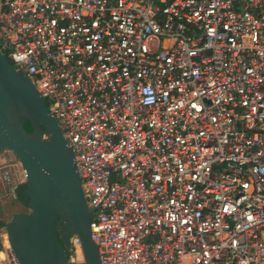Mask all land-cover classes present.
<instances>
[{
  "label": "built area",
  "instance_id": "obj_1",
  "mask_svg": "<svg viewBox=\"0 0 264 264\" xmlns=\"http://www.w3.org/2000/svg\"><path fill=\"white\" fill-rule=\"evenodd\" d=\"M0 52L74 153L101 264H264V0H0ZM26 181L4 149L0 201Z\"/></svg>",
  "mask_w": 264,
  "mask_h": 264
},
{
  "label": "water",
  "instance_id": "obj_2",
  "mask_svg": "<svg viewBox=\"0 0 264 264\" xmlns=\"http://www.w3.org/2000/svg\"><path fill=\"white\" fill-rule=\"evenodd\" d=\"M4 149L13 151L27 172L26 195L19 201L28 212H16L5 223L19 264H69L72 236L84 264H101L74 153L31 79L0 52V153Z\"/></svg>",
  "mask_w": 264,
  "mask_h": 264
},
{
  "label": "rangeland",
  "instance_id": "obj_3",
  "mask_svg": "<svg viewBox=\"0 0 264 264\" xmlns=\"http://www.w3.org/2000/svg\"><path fill=\"white\" fill-rule=\"evenodd\" d=\"M5 155L8 156V153H5ZM16 212H28V208L23 206L20 201L5 196L0 201V219L7 223ZM70 240L71 246L68 248L70 252L69 264H84L76 236H72Z\"/></svg>",
  "mask_w": 264,
  "mask_h": 264
},
{
  "label": "trees",
  "instance_id": "obj_4",
  "mask_svg": "<svg viewBox=\"0 0 264 264\" xmlns=\"http://www.w3.org/2000/svg\"><path fill=\"white\" fill-rule=\"evenodd\" d=\"M24 126H25V129L27 132L32 131V128L28 122ZM25 195H26V185H22L16 190L17 200L19 201L20 199L24 198ZM4 225H5V222L2 219H0V228ZM1 247H2V243H1V238H0V250H1ZM66 254H67V257L69 259L70 258V252L68 249H66Z\"/></svg>",
  "mask_w": 264,
  "mask_h": 264
}]
</instances>
